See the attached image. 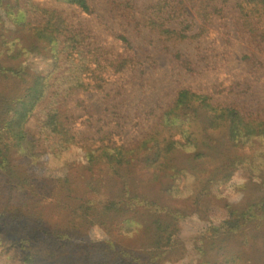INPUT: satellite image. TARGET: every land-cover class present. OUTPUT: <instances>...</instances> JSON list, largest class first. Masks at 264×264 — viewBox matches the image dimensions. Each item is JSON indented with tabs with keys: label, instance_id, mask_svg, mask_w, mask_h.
I'll use <instances>...</instances> for the list:
<instances>
[{
	"label": "trees",
	"instance_id": "16d2710c",
	"mask_svg": "<svg viewBox=\"0 0 264 264\" xmlns=\"http://www.w3.org/2000/svg\"><path fill=\"white\" fill-rule=\"evenodd\" d=\"M56 1L92 12L89 0ZM111 1L117 10L134 9L129 0ZM230 2L157 0L137 26L163 41L183 42L208 32L212 19L223 16ZM233 6L251 41L261 44L264 0H234ZM1 10L38 19L28 17L6 28L0 12V77L5 63L19 66L13 83L0 88V264H166L179 251V225L190 214H201V199L217 189L221 172L248 164L264 174V117L214 103L211 96L188 88L177 91L133 147L115 140L113 133L120 136L116 130L96 140L73 132L66 110L70 97L104 91L106 74L132 70L138 54L124 36L125 53L98 45L88 30L69 24L56 9L0 0ZM175 58L194 72L190 59L179 52ZM243 59L253 67L260 63L252 55ZM39 63L46 65L41 68ZM37 110L35 141L26 124ZM41 141L47 145L43 152L36 151ZM75 147L84 160L68 162L56 175L37 171L44 154L61 158ZM245 147L254 150L251 158L233 157ZM216 157L225 159L196 188L195 173ZM154 184L160 186V195ZM163 197L193 203L182 208ZM253 205L264 212V194ZM246 223V213L232 208L212 226L205 237L210 242L198 247L196 264H264V253L257 256L246 249L247 238L234 243Z\"/></svg>",
	"mask_w": 264,
	"mask_h": 264
},
{
	"label": "rangeland",
	"instance_id": "374dc122",
	"mask_svg": "<svg viewBox=\"0 0 264 264\" xmlns=\"http://www.w3.org/2000/svg\"><path fill=\"white\" fill-rule=\"evenodd\" d=\"M22 1L56 9L69 24L88 30L98 45L115 54L126 52L128 46L121 37L124 36L130 42L132 52L138 54V61L132 70L118 74L109 71L106 74L109 82L104 91L78 92L70 97L66 102V110L73 132H81L96 140L110 130H116L120 136L113 133L114 139L120 138L121 144L133 147L149 132L161 112L171 105L177 91L183 88L207 94L214 103L233 104L247 113L264 117V41L259 45L251 41L246 27L234 10V0L226 7L223 16L212 19L208 32L183 42L163 41L149 29L137 26V21H142V15L157 0H129L135 9L131 13L117 10L111 0H89L92 7L90 14L56 0ZM0 12L6 28H14L30 17L25 13L7 10ZM127 14H133L136 21ZM30 18L32 21L38 19ZM197 22L201 24L199 20ZM196 32L195 27L190 34ZM176 52L191 60L194 72L183 67L175 58ZM247 55H252L260 63L255 67L249 65L243 59ZM5 64L0 88L12 84L19 69V66L9 62ZM45 65L38 64L41 68ZM114 111L117 115H114ZM38 112L26 124L29 138L35 141L38 138ZM36 146V151L47 149L43 141L37 142ZM253 155L254 150L245 147L237 149L233 157L251 158ZM218 158L221 157H216L201 170H197L194 183L196 188L202 187L203 182L225 159L222 161V158ZM77 159L85 158L76 147L61 158L44 154L37 171L45 175H56L64 171L68 162ZM217 179V189H212L211 193L201 199V214H190L179 225V251L174 250L165 261L166 264H196L198 247L210 242L205 237L209 231L213 232L212 226L225 220L232 208L244 211L247 222L235 234L234 243L247 238L248 251L257 256L264 253V212L255 209L253 205L264 194V174L247 164L221 172ZM159 187L153 185L156 195H160ZM163 199L168 204L182 208H190L193 203V200L175 203L166 197Z\"/></svg>",
	"mask_w": 264,
	"mask_h": 264
}]
</instances>
